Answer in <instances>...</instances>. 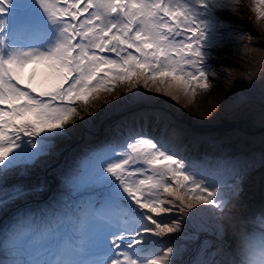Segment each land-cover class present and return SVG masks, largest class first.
<instances>
[{
	"label": "snow or ice",
	"instance_id": "1",
	"mask_svg": "<svg viewBox=\"0 0 264 264\" xmlns=\"http://www.w3.org/2000/svg\"><path fill=\"white\" fill-rule=\"evenodd\" d=\"M239 4L0 0V209L21 205L0 231V264H176L181 248L166 238L203 206L223 209L221 173L146 138L143 128L89 146L78 160L61 157L53 165L59 187L38 210L27 206L30 194L51 186L9 177L49 156L101 94L122 88L115 100L131 112L152 93L179 100L210 92L214 53ZM254 5L264 19V0ZM256 222L264 226V213ZM197 264H264V227L242 233L230 260Z\"/></svg>",
	"mask_w": 264,
	"mask_h": 264
},
{
	"label": "rangeland",
	"instance_id": "2",
	"mask_svg": "<svg viewBox=\"0 0 264 264\" xmlns=\"http://www.w3.org/2000/svg\"><path fill=\"white\" fill-rule=\"evenodd\" d=\"M252 1L248 0V2ZM244 12L246 13V9ZM250 15L252 19H250ZM248 16L249 18L244 14L239 20L242 21L246 31L252 32L254 36L248 37L246 33L238 32L235 39L226 40L222 47L216 49V56L226 61V68H224L225 72L221 71L219 80H217L216 85L213 86L210 92H199L194 99L182 96L179 100H172L169 97L159 96L155 93L150 94L153 99L148 105L156 109L155 113H159L157 119L166 125H170L171 130L167 129L166 135H168L169 130V133L173 135L176 128H179L174 123L176 120L180 127L193 128L197 132L215 137L213 142L215 145L228 139L234 142L238 138L240 142L245 144L246 149V153L240 157L228 156L216 163L208 160L199 162L209 168L218 169L221 173V183L228 184V186L233 187V190L228 191V189L219 188L217 185L216 187L219 188V191L224 194L221 197L225 201L223 209L203 206L205 210L201 216L187 225L182 224L181 231L172 234L171 237L174 239H178V237L183 239L173 240L177 243L174 248H181L180 254L176 257V264H188L187 258L191 257V255L195 256L201 250L204 251V255H199V260H209V254L218 255L222 249L218 250L215 246L224 245L229 239L226 238L225 241V232H211L210 236H208L210 246L197 250V244L199 243L197 238L202 235L203 226H210L213 230H220V228L225 227L224 220L229 219L232 224L235 223L229 233L231 238L237 230V234L241 230V234L246 232V222H255L253 220L257 218L253 213L249 215L250 210H255L256 206L260 209L259 207L261 206L258 204V200L262 198L261 192H264V19L257 20L253 11ZM253 18L255 19L253 20ZM246 37H248L246 44H243L240 50L236 43L240 44ZM233 45H236V47ZM237 52H239L237 58L240 61L235 57ZM122 94V88L111 94H101L100 98L94 101L88 109L92 115L85 114L83 121L76 118L75 123L70 125L71 133L58 139L57 142L55 141L54 145L56 144V146L53 152L50 153L51 155L41 157L37 161L39 164L32 167V172H37V174L46 173L47 175L55 173L56 169L53 165L58 160L62 164L63 160H61V157L65 159L68 155H72L73 148L78 144L76 143L77 140L84 137L88 133L87 130L95 127L103 129L104 120L108 115H112L108 119L113 117L115 121L121 118L116 117L121 113H125V110L128 109L118 104L115 97ZM106 101H111L112 103L107 104L105 103ZM148 105L143 107H148ZM139 112L133 113L138 114ZM151 113V111L146 110L138 117L143 118V121L147 124L150 121L149 116ZM119 121L121 122L120 126H123L125 121L121 119ZM225 133L230 134L221 137ZM167 138L171 139L169 136ZM172 138L180 141L178 136H173ZM87 145H89V141L84 144V146ZM222 162L226 163L222 164ZM247 164H251V166L246 168ZM254 171L256 172L253 174ZM21 174L22 170L16 169L9 179L18 177ZM23 174L26 175L25 173ZM248 180L250 182L251 180L256 181L251 184ZM48 181L51 180L48 179ZM51 183L48 185L50 186ZM47 190L49 189L45 188L44 192L30 194L32 198L28 199V202L32 203L44 198ZM246 190L251 191V193L245 197ZM84 195L89 196L91 194L85 192ZM233 196L238 197H236V200H227L228 197ZM253 196H255L256 200H253ZM5 208L0 209V229H3L8 223L9 215L6 214L5 217L2 215ZM7 208L15 211L18 207L11 205ZM3 217L4 220L1 222ZM225 224V229H227V223L225 222ZM240 226H242V229H240ZM207 231L210 232V229ZM255 232H257L256 229Z\"/></svg>",
	"mask_w": 264,
	"mask_h": 264
},
{
	"label": "trees",
	"instance_id": "3",
	"mask_svg": "<svg viewBox=\"0 0 264 264\" xmlns=\"http://www.w3.org/2000/svg\"><path fill=\"white\" fill-rule=\"evenodd\" d=\"M239 57H240V56H239ZM237 60L240 61L239 59H237ZM229 87H230V86H229ZM229 87H228V88H229ZM23 180H24V179H23ZM23 180H19V181H23ZM15 181H16V180L13 181V184H14ZM24 181H26V180H24ZM37 181H39V182L42 183V184H43V183H46V184H47V183H51V181H48V180H47L46 176H44L43 178H39V180H36V181H35V180H34V181H33V180H30V181L23 182V183H24L25 185L27 184V187H31V186H35V185L37 184ZM29 182H30V183H29ZM249 193H251V191H249V190L246 191L245 194H244V196H245V197L248 196ZM225 222L227 223V229H230V228L232 227L233 224L229 221V219H225V220H224V223H225Z\"/></svg>",
	"mask_w": 264,
	"mask_h": 264
}]
</instances>
